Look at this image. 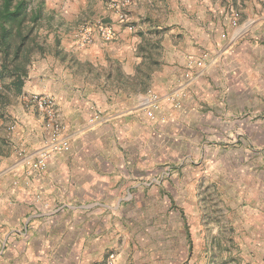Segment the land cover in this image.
I'll return each instance as SVG.
<instances>
[{
  "label": "crops",
  "instance_id": "obj_1",
  "mask_svg": "<svg viewBox=\"0 0 264 264\" xmlns=\"http://www.w3.org/2000/svg\"><path fill=\"white\" fill-rule=\"evenodd\" d=\"M143 1L147 7L136 11L142 24L133 33L121 29L113 42L59 45L56 58L48 57L24 80L22 94H50L66 126L59 139H68V148L52 153L44 169L30 166L46 135L43 115L19 97L8 109L0 124V264H95L105 241L127 234L136 209L150 207V193L161 187L159 180L153 184L161 159L151 153L152 134L189 140L185 131H198L207 122L197 114L203 107L211 112L208 102L219 93L216 79L221 87L232 88L222 68L227 50L246 71L249 58L264 61V0ZM159 7L162 16L154 14ZM235 13L245 27L232 25ZM162 34L168 44L159 41ZM145 41L162 49L161 69L148 74L147 88L130 89L128 82L138 75L130 72L129 60L139 64L143 57L137 50ZM214 65L219 76L213 74ZM77 67L85 70L77 73ZM189 68L201 76L186 80ZM236 81L242 87V78ZM227 90L220 95L227 96ZM149 91L158 96L152 119L145 113L152 102ZM178 94H183L180 104L173 107ZM234 94V102L231 93V105L223 108L227 115L247 109L242 91ZM95 110L104 121L89 124ZM228 174V210L237 214L228 223V264H264V200L243 180L238 185L236 173Z\"/></svg>",
  "mask_w": 264,
  "mask_h": 264
},
{
  "label": "rangeland",
  "instance_id": "obj_2",
  "mask_svg": "<svg viewBox=\"0 0 264 264\" xmlns=\"http://www.w3.org/2000/svg\"><path fill=\"white\" fill-rule=\"evenodd\" d=\"M145 7L147 4L143 0H130V4L123 9V19L118 20L117 8L113 7L109 0H30L29 16L25 25L18 30H12L7 36L9 56L5 57L0 43V124L6 120L8 109L18 102L17 97L41 112L46 135L41 147L35 152V158L43 148H50V155L65 151L69 142L65 138L59 139L64 134L66 126L58 119L54 98L44 91L22 94L24 80L38 67L44 65L48 57L56 58L55 52L59 45L68 44L72 40H77L78 46L91 45L98 39L113 42L121 29L133 33L134 27L138 23L142 24L140 13L136 11L140 12ZM153 11L154 14L161 16L165 14L160 7ZM36 13L39 14V19L33 22L30 17ZM239 19L235 13L232 25L245 27L246 24L239 22ZM99 23H108L114 27L115 35L111 40H104L97 34ZM31 27L24 45L21 46L22 36H25ZM85 31H89L92 38L87 43L82 40ZM159 41L168 44V38L164 39L163 34ZM18 47L20 50L15 57ZM161 51L159 44L150 41H145L143 46L138 48L137 53H141L143 58L137 65L135 61L129 60L130 72L138 75L128 82L130 89L132 86L141 90L147 88L148 74L159 72L161 69L157 61ZM224 52L225 49L222 53ZM224 54L227 56L224 63L222 62L223 73L231 77L232 88L227 90L221 87L216 79L215 87L219 93L208 102V105H211L208 107L211 112L205 113L203 107L197 114L206 118L207 122L202 123L198 131H185L189 140L152 134L151 153L161 159L160 166L156 168L154 174L153 184H156L155 180H159L161 187L150 193L153 198L150 207L147 205L143 209H136V220L128 224L127 234L122 231L120 235L117 234L118 238L105 241L103 256L97 259L95 264L103 263L109 254L114 255L116 264L230 263L227 242L231 230L228 223L237 219V214L230 215L228 210L232 197L228 173L230 171L236 173L238 185L243 180L242 183L247 185L250 192L259 194L264 200V110H261L262 104L264 106V81L257 80L260 75L264 77V74L260 73L264 61L257 59L256 56L249 58L246 71L243 65L233 58L230 59L228 50ZM69 61L71 62V59ZM98 61L101 62L100 66L105 64L102 60ZM75 70L79 73L85 68L77 67ZM105 70L102 67L97 69L103 76L107 74ZM213 71L217 76L221 72L218 65L213 66ZM108 72V80L112 85L114 78L111 71ZM242 73L245 76H241ZM200 76V71L197 69L191 71L190 68L183 74V78L190 81ZM237 78L244 81L242 87L241 83L236 81ZM225 90L229 94L224 97L220 94ZM237 90L242 91L247 109L227 115L223 108L231 105L227 104L231 93L234 102L236 99L234 92ZM32 94L51 97L55 114L50 116L46 110L39 108L31 100ZM149 94L152 102L148 103L145 113L149 117L148 112H151L152 118H155L154 108L157 107L158 96L151 91ZM260 94L263 96L262 99ZM177 96L179 98L175 99L173 107L179 106V99L183 94ZM238 97L240 100V96ZM166 99L169 101L171 95L169 94ZM202 104L206 106V102L202 101ZM100 112L98 110L93 112L88 120L89 124L104 121ZM12 128L13 125H9V129ZM58 141H65L66 146L53 150L52 146ZM136 195L141 196L139 193L134 194ZM141 215L144 217L141 218ZM237 229L240 231V225Z\"/></svg>",
  "mask_w": 264,
  "mask_h": 264
},
{
  "label": "built area",
  "instance_id": "obj_3",
  "mask_svg": "<svg viewBox=\"0 0 264 264\" xmlns=\"http://www.w3.org/2000/svg\"><path fill=\"white\" fill-rule=\"evenodd\" d=\"M110 4L117 8L118 12V20H122L124 17L123 9L130 4V0H109ZM97 34H99L104 40H111L115 35V29L111 24L108 23H99L97 26ZM91 35L89 31H85L82 34V40L83 42H90L91 41ZM31 100L36 103V105L47 111V113L51 116L55 114V108H54V102L52 101L51 97H48L46 95H38V94H32ZM149 117H153V114L151 112H148ZM95 118H97V114L95 115ZM52 146V145H51ZM66 146L65 141H58L56 142L52 148L54 149H62V147ZM50 148H43L41 149L36 158L32 161L31 166L35 169H44L47 163V159L50 155ZM102 264H116L115 258L113 254H109L106 260Z\"/></svg>",
  "mask_w": 264,
  "mask_h": 264
},
{
  "label": "trees",
  "instance_id": "obj_4",
  "mask_svg": "<svg viewBox=\"0 0 264 264\" xmlns=\"http://www.w3.org/2000/svg\"><path fill=\"white\" fill-rule=\"evenodd\" d=\"M29 2L30 0H0V43L2 44V50L4 55L9 56L10 49L7 40L8 34L16 29L25 25V21L29 16ZM33 22L39 19V14H34L30 17ZM32 27L27 31L25 36H22L20 45H24V40L30 33ZM20 47L16 48L15 57L18 56Z\"/></svg>",
  "mask_w": 264,
  "mask_h": 264
}]
</instances>
